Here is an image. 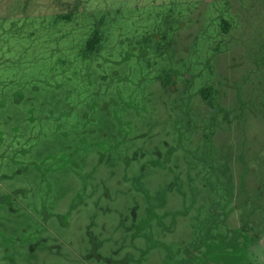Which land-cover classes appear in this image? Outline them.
I'll use <instances>...</instances> for the list:
<instances>
[{"label":"rangeland","instance_id":"1","mask_svg":"<svg viewBox=\"0 0 264 264\" xmlns=\"http://www.w3.org/2000/svg\"><path fill=\"white\" fill-rule=\"evenodd\" d=\"M14 1L0 264H264V0ZM84 185L114 200L68 213ZM136 202L160 216L140 231L121 221Z\"/></svg>","mask_w":264,"mask_h":264},{"label":"flooded vegetation","instance_id":"2","mask_svg":"<svg viewBox=\"0 0 264 264\" xmlns=\"http://www.w3.org/2000/svg\"><path fill=\"white\" fill-rule=\"evenodd\" d=\"M212 95H204V92H203V96L206 99H210ZM162 145L166 149H168V143L166 141L163 142ZM156 148H157V150L156 149L153 150V151H156V152H154L155 157L153 159L148 158L150 160L149 165H151V166H159V163H161V157H160V155L158 156V153L161 149L159 150L158 147H156ZM112 149H113V146H112ZM143 155H146L145 151H143ZM83 157L87 159V157L85 155ZM120 157H122V156H120ZM125 158H126V156H125ZM146 166L147 165L142 166V169H145ZM170 186H171L170 188H173V183ZM119 191L124 192L123 190H120V189H119ZM192 191L194 192V189H192ZM67 199L69 200V203H68L69 211H68V213H70V212L72 213L74 211H77L79 213L80 210H91V209L97 210L98 206H101L103 203L109 204V202L111 203V201L114 200L113 190L111 191V189L109 190L107 187H104L103 190H101L100 186H93V185H84V186L77 187L75 190H73L72 192L69 193V196ZM80 203L82 205H80ZM191 207L193 208V205ZM138 208H139V204H137V202H136V204L131 206V208L129 209L130 214H127L124 218L121 219V221H124L126 218L131 219L132 226H134L135 228L138 227L137 229L140 231L142 229V227L147 223L148 220H150V219L157 220L160 218V216H158V214H157V210H155L151 207H147V210L150 212L149 214H151L150 216H148V217L147 216H141L140 217V216H138ZM12 210H14L13 207H12ZM110 211H111V207H110ZM46 227H47V225L45 223H40L38 228H40V230L42 231V230H45ZM46 237L47 236H45L44 238L41 239V240H44V244L46 243V245L43 247H49V250L54 254L58 253L59 251L55 249V245L53 243L52 244L50 243V239H45ZM33 239H40V238L35 237ZM10 241H12V240L10 239ZM28 244H29V242H27L25 245L19 244V245H17L18 248H16V249H18V252H19L22 248H24L26 246V247H28V251H29L30 249H29ZM1 245H2V243H0V250L2 248ZM37 245H38L37 243L31 244L30 245V246H32L31 250L37 249ZM97 248H98V246H97ZM95 249H94V251H95ZM32 253H34V252H32ZM29 254H31V253H29ZM9 263L10 264H16L15 262H9Z\"/></svg>","mask_w":264,"mask_h":264},{"label":"trees","instance_id":"3","mask_svg":"<svg viewBox=\"0 0 264 264\" xmlns=\"http://www.w3.org/2000/svg\"><path fill=\"white\" fill-rule=\"evenodd\" d=\"M20 1H14V4L12 5L11 9L12 10H16L18 8H20ZM100 41V33L97 31L95 36L90 39L87 43V48L90 49V51L94 50V48L96 47V45L99 43Z\"/></svg>","mask_w":264,"mask_h":264}]
</instances>
